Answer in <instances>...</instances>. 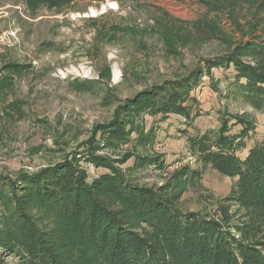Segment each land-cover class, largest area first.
Wrapping results in <instances>:
<instances>
[{
	"label": "trees",
	"instance_id": "16d2710c",
	"mask_svg": "<svg viewBox=\"0 0 264 264\" xmlns=\"http://www.w3.org/2000/svg\"><path fill=\"white\" fill-rule=\"evenodd\" d=\"M78 1L105 0H22V5L34 18L40 10L59 11ZM198 2L204 15L180 23L181 28L201 41L217 42L221 53L185 77L120 102L113 118L72 158L14 180L0 177V264L6 259L12 264H264V136L239 157L252 130L248 125L236 121L240 132L228 134L223 121L219 129L191 139L197 163L234 180L226 197H204L208 205L198 211L182 209L185 187L138 183L130 172L144 166V159L135 157L133 167H121L134 153L99 155L123 146H151V129L139 125L146 116L191 119L198 105L192 93L203 77L213 80L214 69L231 68L229 96L264 114V40L253 36L264 26V0ZM28 71V65L5 64L0 94L11 93L15 80ZM69 86L76 93L94 88L77 79ZM212 88L217 90L215 84ZM105 94L104 102L111 103ZM83 165L98 173L90 175Z\"/></svg>",
	"mask_w": 264,
	"mask_h": 264
},
{
	"label": "rangeland",
	"instance_id": "374dc122",
	"mask_svg": "<svg viewBox=\"0 0 264 264\" xmlns=\"http://www.w3.org/2000/svg\"><path fill=\"white\" fill-rule=\"evenodd\" d=\"M204 12L198 0H105L40 10L32 18L22 0H0V73L7 63L29 66L11 93L0 94V177L14 180L72 158L113 118L120 102L144 88L185 77L202 67L204 59L221 53L217 42L201 41L181 28L180 23ZM253 36L264 40V26ZM44 43H51L49 50L41 47ZM211 74L213 80L203 77L192 93L198 105L191 119L146 116L139 125L145 132L151 129V146L99 153L112 158L134 153L122 168L133 167L135 157H141L145 165L132 169L131 176L143 185L185 187L180 203L188 211L208 205L204 197H226L234 181L197 163L193 137L219 129L223 121L228 134H237L241 127L236 121L244 123L252 130L246 149L237 153L242 158L264 136V114L228 94L233 70ZM75 79L92 82L93 91H72L69 83ZM105 93L111 103L104 102ZM83 167L90 175L98 173ZM192 173L198 175L188 181Z\"/></svg>",
	"mask_w": 264,
	"mask_h": 264
}]
</instances>
